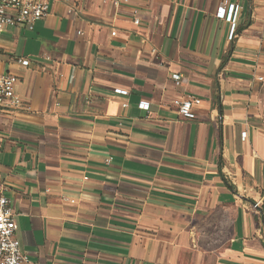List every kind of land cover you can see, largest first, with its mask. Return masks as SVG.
I'll use <instances>...</instances> for the list:
<instances>
[{
    "label": "crops",
    "instance_id": "0c3cea01",
    "mask_svg": "<svg viewBox=\"0 0 264 264\" xmlns=\"http://www.w3.org/2000/svg\"><path fill=\"white\" fill-rule=\"evenodd\" d=\"M112 1L50 0L32 31L0 33L22 102L0 108L21 250L31 264H264V0H232L233 40L218 0ZM187 97L192 118L173 106Z\"/></svg>",
    "mask_w": 264,
    "mask_h": 264
},
{
    "label": "built area",
    "instance_id": "2783aa9c",
    "mask_svg": "<svg viewBox=\"0 0 264 264\" xmlns=\"http://www.w3.org/2000/svg\"><path fill=\"white\" fill-rule=\"evenodd\" d=\"M130 0H113L114 9L122 6H129ZM242 5L232 0H218L216 6V18L223 20L229 26L228 40H233L238 27L239 18L242 12ZM50 13V0H0V33L7 27L20 26L28 31H32L35 24L46 19ZM132 23L138 25L139 10L132 8L130 11ZM116 31L111 32L115 36ZM154 52V51H153ZM17 63L21 66H28L29 62L25 59H18ZM171 80L175 86H180L183 78L178 73L171 74ZM18 78L12 74L0 76V108H20L22 102L15 92ZM116 94L127 95V91L115 89ZM200 104L197 98H178L173 101V106L177 113L184 118H192V110ZM123 107H126L124 104ZM147 102H140L138 108L147 111ZM246 132L241 133L245 138ZM109 162V160H106ZM7 188L0 183V264H31L29 257L24 253L18 239L15 236L14 212L10 206L9 199L5 195ZM63 201L73 203L67 197Z\"/></svg>",
    "mask_w": 264,
    "mask_h": 264
},
{
    "label": "rangeland",
    "instance_id": "374dc122",
    "mask_svg": "<svg viewBox=\"0 0 264 264\" xmlns=\"http://www.w3.org/2000/svg\"><path fill=\"white\" fill-rule=\"evenodd\" d=\"M257 106L261 115V126L264 129V81L259 91V100L257 102Z\"/></svg>",
    "mask_w": 264,
    "mask_h": 264
},
{
    "label": "trees",
    "instance_id": "16d2710c",
    "mask_svg": "<svg viewBox=\"0 0 264 264\" xmlns=\"http://www.w3.org/2000/svg\"><path fill=\"white\" fill-rule=\"evenodd\" d=\"M219 111H220V113H221V109H220Z\"/></svg>",
    "mask_w": 264,
    "mask_h": 264
}]
</instances>
